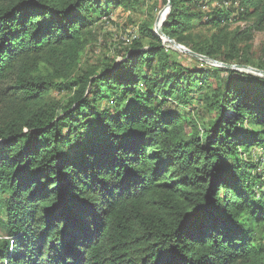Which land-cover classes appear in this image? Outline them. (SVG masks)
Returning <instances> with one entry per match:
<instances>
[{
    "label": "trees",
    "instance_id": "trees-1",
    "mask_svg": "<svg viewBox=\"0 0 264 264\" xmlns=\"http://www.w3.org/2000/svg\"><path fill=\"white\" fill-rule=\"evenodd\" d=\"M126 1L0 0V264H264V177L243 158L264 144V75L183 67L149 24L81 69ZM162 1L163 35L264 70L240 48L264 0ZM192 89L206 125L166 105Z\"/></svg>",
    "mask_w": 264,
    "mask_h": 264
},
{
    "label": "rangeland",
    "instance_id": "rangeland-1",
    "mask_svg": "<svg viewBox=\"0 0 264 264\" xmlns=\"http://www.w3.org/2000/svg\"><path fill=\"white\" fill-rule=\"evenodd\" d=\"M202 1L208 2V0ZM126 3L128 7L124 8L118 6L114 8L108 17H103V19H100L93 25L94 36L81 52V69L90 68L92 66L100 68L103 63L111 61L117 65L123 58V53H126V49L129 48L132 41L140 35L139 26L142 24H149L152 30L156 32L157 17L160 16L163 10H166L167 13L169 12L167 3H163L162 0H127ZM213 5H215V3H212V6ZM200 10L208 12L209 4L206 3ZM165 12L161 14L162 18L166 17ZM162 22H159V24H162ZM237 25L244 27L246 23L239 22L234 24V26ZM195 32L202 38L208 37L210 34V30L206 29V27H198L195 29ZM137 40L142 42L139 39ZM162 40L165 46L171 50V59L179 62L183 67L202 66L198 61L200 60L199 58L175 48L165 39ZM240 48H243L242 53L244 58L250 60L255 65L264 66V30L253 32L251 40L247 43L242 42ZM204 63L220 66L218 63L205 61ZM231 68L259 75L252 70L256 67L251 65L233 64ZM51 94L56 98H65L67 95L66 92H58L57 90L51 92ZM198 95L199 91H197V89H192L189 91L187 99L182 98L181 100L175 101V103H166V105H169L171 109L187 113V117L196 121L199 126L206 125L207 122L214 117L215 113L203 107H199L201 103L199 102ZM263 148L264 144L252 146L249 151L244 154V161H247L249 165H257V170H259L260 151ZM250 169L251 171L254 170L252 167ZM0 235H2L1 232Z\"/></svg>",
    "mask_w": 264,
    "mask_h": 264
},
{
    "label": "water",
    "instance_id": "water-1",
    "mask_svg": "<svg viewBox=\"0 0 264 264\" xmlns=\"http://www.w3.org/2000/svg\"><path fill=\"white\" fill-rule=\"evenodd\" d=\"M170 7V2H167V8ZM157 35H159L162 39H165L167 40L171 45H173L175 48H178L192 56H195L197 58H199L200 60H203L205 62H211V63H218L219 65H222V66H226V67H233V65H229V64H225V63H221V62H218L214 59H211L205 55H202V54H199V53H196V52H193L192 50H190L189 48L177 43L175 40L169 38V37H166L165 35L162 34L161 32V23L159 24V16L157 17V25H156V32H155ZM245 68H248L246 66H243ZM249 69V68H248ZM254 72L258 73L259 75H264V70H260V69H252Z\"/></svg>",
    "mask_w": 264,
    "mask_h": 264
},
{
    "label": "built area",
    "instance_id": "built-area-1",
    "mask_svg": "<svg viewBox=\"0 0 264 264\" xmlns=\"http://www.w3.org/2000/svg\"><path fill=\"white\" fill-rule=\"evenodd\" d=\"M261 157L259 158V172L263 175L264 177V148L261 149L260 151Z\"/></svg>",
    "mask_w": 264,
    "mask_h": 264
},
{
    "label": "bare ground",
    "instance_id": "bare-ground-1",
    "mask_svg": "<svg viewBox=\"0 0 264 264\" xmlns=\"http://www.w3.org/2000/svg\"><path fill=\"white\" fill-rule=\"evenodd\" d=\"M165 11H166V10H163L162 13H164ZM162 13H161V14H162ZM161 14H160V16H159V22H162V21L165 19V17L162 18ZM166 14H167V11L165 12V16H166Z\"/></svg>",
    "mask_w": 264,
    "mask_h": 264
}]
</instances>
